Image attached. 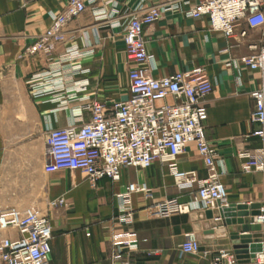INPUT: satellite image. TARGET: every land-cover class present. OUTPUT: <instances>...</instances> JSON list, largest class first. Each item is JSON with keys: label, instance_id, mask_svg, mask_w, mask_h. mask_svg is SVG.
I'll return each mask as SVG.
<instances>
[{"label": "crops", "instance_id": "crops-1", "mask_svg": "<svg viewBox=\"0 0 264 264\" xmlns=\"http://www.w3.org/2000/svg\"><path fill=\"white\" fill-rule=\"evenodd\" d=\"M168 0H147L144 6L163 4ZM188 9L199 0H188ZM68 0H0V204L3 208H35L49 216L53 230L52 252L48 264H122L114 262L115 249L123 248L130 264H209L196 254L181 253L185 234L195 232L202 244L216 252L232 248L229 230L218 211L210 210L171 217L152 215L155 202L177 198L188 202L194 190L177 187L169 168L155 162L147 169L129 167L122 178L99 179L92 186L81 171L60 170L47 173L49 132L76 121L75 110L85 108L91 100L108 106L130 97L128 58L121 27L112 26L133 12L141 0H97L67 27L68 40L52 55L21 54L35 43L51 24L52 12L62 11ZM106 12L99 17L95 11ZM248 30L245 38L238 32ZM152 61L149 68L155 78L197 66L206 69L214 87L207 96V139L215 145L222 165L221 178L228 190L230 203H261L264 200V171L244 172L243 150L255 151L261 140L253 132L251 93L259 86L260 74L242 63L253 54L250 44L264 43V27L250 29L242 20L235 38L228 40L221 32L212 31L206 17H187L180 11H168L144 33ZM78 46L84 54L70 61L85 71L67 84V91L56 95L34 97L29 79L46 71L66 48ZM87 82L86 88L78 84ZM73 96V97H72ZM173 102V98H168ZM159 101L158 104H162ZM83 110L77 125L89 121ZM180 170H196L200 178L207 175L205 163L194 143L177 159ZM147 183L153 198L134 194L131 206L135 222L117 223L120 194L130 183ZM64 197L67 206L50 208L49 202ZM129 245L137 247L128 251ZM242 264H246L242 262Z\"/></svg>", "mask_w": 264, "mask_h": 264}, {"label": "built area", "instance_id": "built-area-1", "mask_svg": "<svg viewBox=\"0 0 264 264\" xmlns=\"http://www.w3.org/2000/svg\"><path fill=\"white\" fill-rule=\"evenodd\" d=\"M147 0H141L136 9L125 15L122 21L112 24L121 27L126 51L133 64L129 72L130 97L108 106L98 100H91L85 108L75 110L76 121L64 128L49 132L48 161L45 171H81L96 186L99 179L110 178L119 181L123 171L129 167L147 169L155 162L169 168L176 185L181 190H194V199L181 202L177 198L165 199L152 204L149 212L160 217L190 214L196 210L219 211L231 203L228 190L222 181L218 165H222L219 153L205 135L208 108L207 96L214 84L205 68L197 66L155 78L149 68L142 67L152 61L144 36L145 28L157 22L168 11H180L187 17L208 18L212 31L221 32L228 40L235 38L242 20L250 29L264 27V0H199L186 9L188 0H168L163 4L145 7ZM97 0H68L60 12H52L51 24L33 45L26 48L21 57L44 54L52 59L58 47L68 40L67 25L85 13ZM95 14L108 17L106 12L96 10ZM240 38L248 35L247 29L238 32ZM253 54L242 59V63L260 74L259 86L252 91L253 111L251 122L257 124L253 134L260 138L261 146L255 151L243 150L244 172L264 171V43L250 44ZM84 54L78 46L66 48L65 54L46 71L29 79L34 97L55 95L67 91V84L85 72L81 65L70 61ZM87 82H80L78 89L86 88ZM65 96L56 95V99ZM73 97V96H72ZM173 98L169 103L168 98ZM162 101V104H158ZM83 110L90 113L89 121L77 125ZM194 143L205 163L207 175L200 178L196 170L183 171L177 166V159L187 145ZM153 198V190L145 182L130 183L120 194L121 207L116 221L123 226L135 222L131 206L134 194ZM259 214L251 218V224H260L262 249L244 261L246 264H264V200ZM64 197L49 202L50 208L67 206ZM221 217H216L220 220ZM53 230L49 216L35 208H3L0 204V264H48L52 252ZM129 245L128 251L136 248ZM181 253L196 254L206 258L209 264H242L234 250L221 248L214 252L202 248L195 232L185 234ZM123 248L115 249L114 262L130 264L125 259Z\"/></svg>", "mask_w": 264, "mask_h": 264}, {"label": "water", "instance_id": "water-1", "mask_svg": "<svg viewBox=\"0 0 264 264\" xmlns=\"http://www.w3.org/2000/svg\"><path fill=\"white\" fill-rule=\"evenodd\" d=\"M260 205V203H232L218 211L224 225L228 227L232 249L241 262L248 260L255 252L262 249V244L259 243L262 227L260 224H251V218L259 214ZM209 217L213 218L214 212L209 211Z\"/></svg>", "mask_w": 264, "mask_h": 264}]
</instances>
